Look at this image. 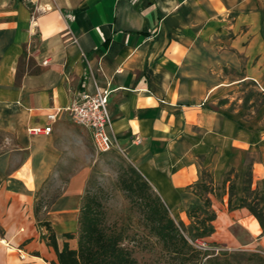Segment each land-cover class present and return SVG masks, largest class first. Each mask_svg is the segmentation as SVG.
Here are the masks:
<instances>
[{"label": "crops", "instance_id": "1", "mask_svg": "<svg viewBox=\"0 0 264 264\" xmlns=\"http://www.w3.org/2000/svg\"><path fill=\"white\" fill-rule=\"evenodd\" d=\"M261 15L264 0H0V264L55 261L42 221L58 250L63 242L75 247L64 234L77 232L90 132L62 112L48 134L27 129L97 88L109 91L115 149L172 218L188 221L187 208L200 203L189 186L209 171L222 191L221 213L237 226L252 223L246 208H233L241 185L228 202L222 181L231 168L239 172L235 157L248 155L251 189L264 192V132L253 137L209 100L245 80L264 90ZM51 183L61 192L39 209ZM242 231L264 255L261 229Z\"/></svg>", "mask_w": 264, "mask_h": 264}, {"label": "rangeland", "instance_id": "2", "mask_svg": "<svg viewBox=\"0 0 264 264\" xmlns=\"http://www.w3.org/2000/svg\"><path fill=\"white\" fill-rule=\"evenodd\" d=\"M261 21H264V15H261ZM224 74L228 79L237 76L227 70L224 71ZM226 87L219 90L210 98L211 106L215 109L228 112L235 119L243 121L253 137L264 132V90L254 81L249 80L238 82L231 87ZM91 147L93 162L83 188L81 202L85 195L95 197L103 213L102 223L105 230L115 233L119 232L121 234L123 238L121 245L131 251L132 256L137 260L138 264H153L160 258L163 259L161 256V245L143 227L140 212L129 205L123 190L119 186V174L127 165L131 164L116 149L107 152H98L93 145ZM252 155L254 156L255 153H252ZM235 158L240 170L239 172H236L235 168H231L230 170L231 174L228 177L234 184L232 193L228 192V198L230 197V200L237 198V183L243 187L245 182L244 174L248 171L251 173L249 165L250 158L248 155H237ZM208 173L213 180L211 173L209 171ZM227 184L229 185V182ZM213 187L214 192L212 195L214 196L215 204L214 208H212L216 211L218 218L213 222L214 232L212 235L196 242V245L205 254L200 264H264V255L259 253L254 248L252 242L244 238L242 233L243 229H247L253 235L258 234L260 232L259 224L251 216L252 223H248L247 221L242 222V225L246 229L239 225L241 229L234 222L227 219L221 213V206L219 205L222 191L217 190L219 186L217 187L215 182H213ZM60 192L61 185L59 183L49 184L39 194L37 202L40 209L47 208ZM243 195H246L247 203H253L257 209L264 211V202H257L250 192L243 194L241 190L239 197ZM230 207L231 204H228V211H230ZM173 219L176 223L181 222L175 216ZM183 225L187 226L188 221L183 223ZM43 232V237H46L47 232L45 228H43ZM70 243L73 245L76 243V240L75 242L71 240Z\"/></svg>", "mask_w": 264, "mask_h": 264}, {"label": "trees", "instance_id": "3", "mask_svg": "<svg viewBox=\"0 0 264 264\" xmlns=\"http://www.w3.org/2000/svg\"><path fill=\"white\" fill-rule=\"evenodd\" d=\"M230 174L231 171L227 173L222 183L224 186L229 182L228 192L232 193L234 184L229 180ZM250 175L249 171L244 174L242 193L250 192L257 202H264V193L251 189ZM118 182L129 205L140 212L143 227L161 245L163 259L160 258L153 264L201 263L205 254L196 242L214 232L213 222L216 218L210 199L214 192L213 180L208 171H203L200 181L189 186V190L199 198L200 203L187 208V226L174 221L160 197L131 165H127L119 174ZM238 202L234 208H246L264 234V211L257 209L253 203H247L246 195L239 197ZM36 209L38 210V207ZM102 214L95 197L85 195L79 208L75 236L70 233L64 234L66 239L75 238V247L70 248L67 242H63L60 250L50 225L44 221L39 222V226L45 228L47 232L45 237L47 244L56 254V259L51 264H138L131 251L121 245L123 241L121 234L105 230Z\"/></svg>", "mask_w": 264, "mask_h": 264}, {"label": "built area", "instance_id": "4", "mask_svg": "<svg viewBox=\"0 0 264 264\" xmlns=\"http://www.w3.org/2000/svg\"><path fill=\"white\" fill-rule=\"evenodd\" d=\"M108 95V90L99 88L94 94H81L66 107L46 114L45 125L29 127L27 132L33 136L50 133L51 124L62 112L73 124L86 128L90 132L93 146L98 152L115 149V141L109 135L111 122L107 107Z\"/></svg>", "mask_w": 264, "mask_h": 264}]
</instances>
